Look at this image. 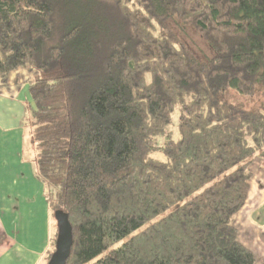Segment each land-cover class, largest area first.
<instances>
[{
    "label": "trees",
    "instance_id": "1",
    "mask_svg": "<svg viewBox=\"0 0 264 264\" xmlns=\"http://www.w3.org/2000/svg\"><path fill=\"white\" fill-rule=\"evenodd\" d=\"M21 67L67 264H257L235 220L264 158V0H0V88Z\"/></svg>",
    "mask_w": 264,
    "mask_h": 264
},
{
    "label": "crops",
    "instance_id": "2",
    "mask_svg": "<svg viewBox=\"0 0 264 264\" xmlns=\"http://www.w3.org/2000/svg\"><path fill=\"white\" fill-rule=\"evenodd\" d=\"M34 78L21 67L0 88V264H45L57 232L25 124ZM255 216L254 224L264 226L263 210Z\"/></svg>",
    "mask_w": 264,
    "mask_h": 264
},
{
    "label": "rangeland",
    "instance_id": "3",
    "mask_svg": "<svg viewBox=\"0 0 264 264\" xmlns=\"http://www.w3.org/2000/svg\"><path fill=\"white\" fill-rule=\"evenodd\" d=\"M173 27L183 41L193 47L200 56H212V51L205 39L191 27L181 24H174ZM175 118L176 123L177 117ZM174 136L175 138L179 137L177 130L174 131ZM252 170L254 176L251 180L249 200L244 209L237 215L235 224L238 228L239 240L254 252L257 264H264V226L256 225L253 222L260 209L264 212V158L256 156Z\"/></svg>",
    "mask_w": 264,
    "mask_h": 264
},
{
    "label": "water",
    "instance_id": "4",
    "mask_svg": "<svg viewBox=\"0 0 264 264\" xmlns=\"http://www.w3.org/2000/svg\"><path fill=\"white\" fill-rule=\"evenodd\" d=\"M58 226L56 248L48 264H67L74 244L73 228L69 216L62 211L55 214Z\"/></svg>",
    "mask_w": 264,
    "mask_h": 264
}]
</instances>
